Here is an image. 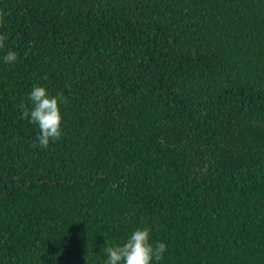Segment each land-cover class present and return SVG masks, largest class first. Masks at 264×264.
<instances>
[{
    "label": "trees",
    "instance_id": "obj_1",
    "mask_svg": "<svg viewBox=\"0 0 264 264\" xmlns=\"http://www.w3.org/2000/svg\"><path fill=\"white\" fill-rule=\"evenodd\" d=\"M0 264H264V0H0ZM62 135L33 146L32 86ZM106 241V244L103 242Z\"/></svg>",
    "mask_w": 264,
    "mask_h": 264
},
{
    "label": "clouds",
    "instance_id": "obj_2",
    "mask_svg": "<svg viewBox=\"0 0 264 264\" xmlns=\"http://www.w3.org/2000/svg\"><path fill=\"white\" fill-rule=\"evenodd\" d=\"M4 39V36L0 35V48L3 47ZM16 61L17 53L11 49L0 57V62L7 65ZM63 100L62 94L51 95L43 85L34 84L27 93L28 103L21 104L20 117L39 129L33 146L46 148L50 142H55L61 137L62 114L59 104ZM166 250L167 246L163 241L150 240L149 227H136L122 243L105 247L106 257L102 264H155L163 259Z\"/></svg>",
    "mask_w": 264,
    "mask_h": 264
}]
</instances>
